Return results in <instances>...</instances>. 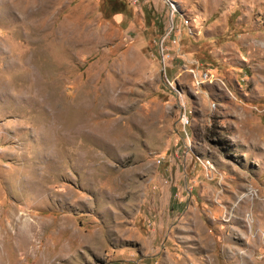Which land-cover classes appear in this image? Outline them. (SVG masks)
I'll use <instances>...</instances> for the list:
<instances>
[{"label": "rangeland", "instance_id": "obj_1", "mask_svg": "<svg viewBox=\"0 0 264 264\" xmlns=\"http://www.w3.org/2000/svg\"><path fill=\"white\" fill-rule=\"evenodd\" d=\"M0 264H264V0H0Z\"/></svg>", "mask_w": 264, "mask_h": 264}, {"label": "built area", "instance_id": "obj_2", "mask_svg": "<svg viewBox=\"0 0 264 264\" xmlns=\"http://www.w3.org/2000/svg\"><path fill=\"white\" fill-rule=\"evenodd\" d=\"M208 77V74L206 72H203L201 74H197L196 76V82L199 85L200 83L204 82ZM169 81V80H168ZM180 124L186 133L185 128L190 124V116L186 109H184L183 113L180 116ZM212 169V168H210Z\"/></svg>", "mask_w": 264, "mask_h": 264}]
</instances>
